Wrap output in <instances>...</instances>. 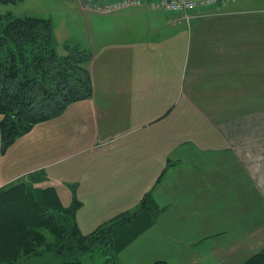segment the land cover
<instances>
[{
  "label": "crops",
  "instance_id": "obj_1",
  "mask_svg": "<svg viewBox=\"0 0 264 264\" xmlns=\"http://www.w3.org/2000/svg\"><path fill=\"white\" fill-rule=\"evenodd\" d=\"M97 24L92 96L4 153L0 134V187L43 170L68 204L74 186L84 233L151 192L159 233L134 264H242L264 248V138L243 137L264 110V0L198 10L190 22L131 7ZM176 239L178 253L167 243Z\"/></svg>",
  "mask_w": 264,
  "mask_h": 264
},
{
  "label": "trees",
  "instance_id": "obj_2",
  "mask_svg": "<svg viewBox=\"0 0 264 264\" xmlns=\"http://www.w3.org/2000/svg\"><path fill=\"white\" fill-rule=\"evenodd\" d=\"M16 0H0L8 3ZM0 122L1 150H6L37 123L61 116L73 102L93 94L92 76L86 63L91 52L66 45L60 53L52 20L35 16L0 14ZM43 172V170H39ZM41 175V174H40ZM21 178L0 188V264L55 251L59 257L91 252L110 245L118 255L140 234L155 224L161 210L148 192L133 210H126L84 233L77 221L82 203L73 186L66 204L57 188L41 185L42 178ZM47 232L53 235L49 240ZM108 252V255H109ZM63 264H83L78 258ZM152 264H170L160 259ZM242 264H264V248Z\"/></svg>",
  "mask_w": 264,
  "mask_h": 264
},
{
  "label": "rangeland",
  "instance_id": "obj_3",
  "mask_svg": "<svg viewBox=\"0 0 264 264\" xmlns=\"http://www.w3.org/2000/svg\"><path fill=\"white\" fill-rule=\"evenodd\" d=\"M0 14L2 16L11 14L13 17L35 16L42 18H50L52 20L54 36L58 44V49L60 53H65L66 45H70V46L77 45L81 48L91 49L93 46L92 37L94 38L96 37V27L99 26L97 24L99 21V15H102V13L83 9L82 2L80 0H16L8 3H0ZM1 26L2 24L0 25V29ZM258 104H260V107H264V105H262L264 104V101H261V103L258 102ZM259 112L261 113L250 115V116H255V120H249L248 121L249 124H245L246 126L249 127H252L254 125L257 130L249 131V133L247 132L246 135H243L244 138L246 137L255 138L257 137L256 133L258 134L259 138H264V130L259 131V133L257 132L259 130L258 128H261L259 123H262L264 129V114H262L264 110ZM240 136L241 135L239 134H233L234 138H240ZM189 154L197 155L198 153L195 152L194 150H191ZM36 175H38L37 178L41 179L44 173L39 172L38 170L30 173L25 178ZM9 184H6L0 188L6 187ZM46 184L47 182L44 181L41 182V185H46ZM62 194H63L62 195L63 201L65 202L64 193L62 192ZM183 229H187V228L185 227L170 228L171 231H177V232ZM158 233H159V229H157L156 227L150 229L145 234V236H143L138 242L132 243L130 249L124 251V254L120 256V259H119L120 254L118 255L116 264H134V261H140V260L142 261L143 259H146L145 253L148 249L147 241L151 242V240H155L156 235H158ZM47 235L49 240L53 239L52 234L47 232ZM167 243H170L168 244V247L171 244L177 246L173 248V251L175 253L180 252L178 249L180 245V241H178V239H176L175 241H169ZM207 249H209V245L203 244L200 245L196 250H193L192 254L196 252H204ZM109 250H110V245L102 243L98 245L95 248V250L91 252H78L75 254V256L69 254L65 256V258L67 261H70L69 260L70 258L75 259L79 257V259L83 261V264H106L108 262H111V260H113L111 258L112 255L114 254L109 252ZM65 258L59 257L55 251H50V252H45L42 255H34L29 258H22V260L19 263H15V264H63L64 261L63 259ZM66 264H71V263H66Z\"/></svg>",
  "mask_w": 264,
  "mask_h": 264
},
{
  "label": "built area",
  "instance_id": "obj_4",
  "mask_svg": "<svg viewBox=\"0 0 264 264\" xmlns=\"http://www.w3.org/2000/svg\"><path fill=\"white\" fill-rule=\"evenodd\" d=\"M88 11L111 14L127 8L147 6L163 10L168 14L179 15L180 19L190 22L195 12L211 7L231 4L237 0H80Z\"/></svg>",
  "mask_w": 264,
  "mask_h": 264
}]
</instances>
